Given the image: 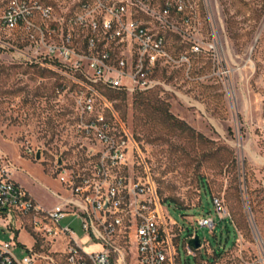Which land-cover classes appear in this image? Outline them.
Returning a JSON list of instances; mask_svg holds the SVG:
<instances>
[{
	"label": "rangeland",
	"instance_id": "374dc122",
	"mask_svg": "<svg viewBox=\"0 0 264 264\" xmlns=\"http://www.w3.org/2000/svg\"><path fill=\"white\" fill-rule=\"evenodd\" d=\"M10 1L0 0V152L19 169L11 178L49 211L57 205L51 192L64 194L52 164L61 155L80 157L86 141L75 131L71 84L66 83L71 90L62 89L56 73L30 64L19 52L28 54L29 44L3 29L1 16ZM196 1L198 38L214 42L216 50L191 55L189 76L184 68L161 71L164 87L158 90L111 96L167 216L179 225L174 243L181 264H264V0ZM168 43L173 52L188 50L174 37ZM166 109L197 135L168 121ZM27 147L43 157L27 155ZM214 199L223 202L227 219L215 213ZM203 217L213 218L215 231L198 226ZM72 228L83 240L77 221ZM190 235L203 242L195 256L187 253ZM9 239L0 217V243ZM19 241L32 248L35 237L22 231ZM220 244L227 247L216 254ZM86 248L99 250L91 243ZM16 255L21 259L26 252Z\"/></svg>",
	"mask_w": 264,
	"mask_h": 264
},
{
	"label": "built area",
	"instance_id": "2783aa9c",
	"mask_svg": "<svg viewBox=\"0 0 264 264\" xmlns=\"http://www.w3.org/2000/svg\"><path fill=\"white\" fill-rule=\"evenodd\" d=\"M197 18L196 0L9 2L1 16L3 29L29 44L28 54L19 52L30 64L56 73L62 89L71 84L75 131L86 142L80 157L61 155L52 164L64 194L51 192L57 205L49 211L11 178L19 169L0 152V217L10 234L0 243V264H181L174 243L179 225L167 216L139 144L111 94L158 90L164 87L159 73L166 68H184L189 76L190 56L217 47L198 38ZM169 37L188 50L173 52ZM25 152L43 157L31 147ZM213 205L219 219H227L223 202L214 199ZM68 217L72 221L63 225ZM76 221L83 240L72 228ZM198 226L212 232L217 227L210 217ZM23 230L35 237L32 248L19 243ZM90 243L99 250H87ZM19 249L26 252L21 259ZM187 250L195 256L196 250L189 245Z\"/></svg>",
	"mask_w": 264,
	"mask_h": 264
},
{
	"label": "trees",
	"instance_id": "16d2710c",
	"mask_svg": "<svg viewBox=\"0 0 264 264\" xmlns=\"http://www.w3.org/2000/svg\"><path fill=\"white\" fill-rule=\"evenodd\" d=\"M150 92H152V91H150ZM163 114L165 115V118L168 120V121H170L173 125H178L179 127H183V129L185 130V131H187V132H189V133H192L193 135H195L196 133H195V131L190 127V126H188L186 123H184V122H182V121H180V120H178L173 114H171L170 112H169V110L168 109H166V110H163ZM197 135V134H196ZM199 137H201V135H198ZM206 193V192H205ZM222 221V220H221ZM191 236V235H190ZM203 243V242H202ZM234 243V241L231 243V244H233ZM221 245V244H220ZM222 247H219L218 248V250H215V253L216 254H219V253H221V252H224L225 251V248L227 247V246H225V245H221Z\"/></svg>",
	"mask_w": 264,
	"mask_h": 264
},
{
	"label": "water",
	"instance_id": "95a60500",
	"mask_svg": "<svg viewBox=\"0 0 264 264\" xmlns=\"http://www.w3.org/2000/svg\"><path fill=\"white\" fill-rule=\"evenodd\" d=\"M37 159H40V155L37 156ZM188 245L194 250H199L202 247V241L198 235H195L193 239L189 240Z\"/></svg>",
	"mask_w": 264,
	"mask_h": 264
},
{
	"label": "crops",
	"instance_id": "0c3cea01",
	"mask_svg": "<svg viewBox=\"0 0 264 264\" xmlns=\"http://www.w3.org/2000/svg\"><path fill=\"white\" fill-rule=\"evenodd\" d=\"M23 231H24V230H23ZM21 232H22V231H21ZM21 232H20L19 235H18V241H19V237H20ZM19 243L22 244L20 241H19Z\"/></svg>",
	"mask_w": 264,
	"mask_h": 264
},
{
	"label": "bare ground",
	"instance_id": "6f19581e",
	"mask_svg": "<svg viewBox=\"0 0 264 264\" xmlns=\"http://www.w3.org/2000/svg\"><path fill=\"white\" fill-rule=\"evenodd\" d=\"M258 240H260V239L258 238Z\"/></svg>",
	"mask_w": 264,
	"mask_h": 264
}]
</instances>
